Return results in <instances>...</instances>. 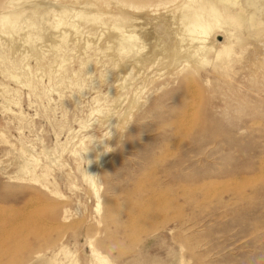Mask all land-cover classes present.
I'll return each instance as SVG.
<instances>
[{"label": "rangeland", "instance_id": "1", "mask_svg": "<svg viewBox=\"0 0 264 264\" xmlns=\"http://www.w3.org/2000/svg\"><path fill=\"white\" fill-rule=\"evenodd\" d=\"M189 2L0 0V264H264V36Z\"/></svg>", "mask_w": 264, "mask_h": 264}, {"label": "bare ground", "instance_id": "2", "mask_svg": "<svg viewBox=\"0 0 264 264\" xmlns=\"http://www.w3.org/2000/svg\"><path fill=\"white\" fill-rule=\"evenodd\" d=\"M182 1V0H181ZM184 1V0H183ZM8 1H6L7 4ZM11 2V1H10ZM29 2V1H28ZM55 2V1H54ZM61 2V1H60ZM12 3V2H11ZM172 3V2H171ZM82 4V3H81ZM80 4V5H81ZM86 4V3H85ZM93 4V2L91 3ZM107 4V3H106ZM123 4V3H122ZM169 4V3H168ZM29 5V3H28ZM131 5V4H130ZM141 5V4H140ZM27 6V5H26ZM34 6V5H33ZM84 6V5H82ZM95 6V4H94ZM93 6V7H94ZM137 6V5H136ZM164 6V5H163ZM29 7V6H28ZM89 7L87 6V10ZM109 8V7H108ZM181 10L179 8V12L176 14L178 15V22L179 24L185 25L186 31L192 32L190 34L191 40L194 42L195 39L200 40L201 38H208L207 35L210 36V32L212 28H223V40L220 43H217V50H216V57H220L222 54L231 52L233 49V43L227 44V38L225 36L226 32L232 34V29L236 28H244L247 32V35L253 37L255 39H259L262 35L264 36V0H190L189 3L185 5H181ZM21 9V8H19ZM92 9V8H91ZM8 11V10H7ZM67 11V10H66ZM104 11V10H103ZM102 11V12H103ZM2 12V11H1ZM18 12V11H17ZM63 12V11H62ZM79 12V11H78ZM91 12V11H90ZM109 12V11H106ZM171 12V11H169ZM5 13V12H4ZM3 13V14H4ZM65 13V12H64ZM62 13V14H64ZM81 13V12H80ZM84 13V12H83ZM125 13V12H124ZM9 14V13H8ZM90 14V13H89ZM131 14V13H130ZM80 16L81 14L78 13ZM84 15V14H82ZM87 15V14H86ZM93 15V12L92 14ZM96 15V14H95ZM133 15V14H132ZM164 15V13H163ZM166 15V14H165ZM175 15V14H174ZM3 16V15H2ZM1 16V17H2ZM161 16V15H160ZM173 18V15H171ZM145 17V16H144ZM157 17V16H156ZM168 18V16H165ZM175 17V16H174ZM84 18V16H83ZM130 18V17H129ZM141 18V17H140ZM164 18V17H163ZM157 19V18H155ZM175 19V18H173ZM102 20V19H101ZM135 20V19H134ZM147 20V19H146ZM163 20V19H161ZM168 20V19H167ZM91 22V21H90ZM135 22V21H134ZM156 22V21H155ZM165 22V21H164ZM176 22V21H174ZM140 23V22H139ZM142 23V22H141ZM140 23V24H141ZM58 24V23H57ZM62 24V21H61ZM60 24V25H61ZM160 24V23H159ZM164 24V23H163ZM176 25V24H175ZM59 25H57L58 27ZM160 26V25H159ZM172 26V25H171ZM182 26V25H181ZM55 27V26H54ZM179 27V26H178ZM158 28V26H157ZM156 28V29H157ZM72 29H75V27ZM169 29V28H168ZM76 30V29H75ZM163 30V28H162ZM173 30V29H172ZM182 33V32H181ZM180 33V34H181ZM220 33V32H219ZM222 33V32H221ZM186 34V33H185ZM262 34V35H261ZM188 35V34H186ZM132 36V35H131ZM175 36V35H174ZM262 36V37H263ZM129 37V36H128ZM189 38V39H190ZM29 39V38H27ZM77 39V38H76ZM131 39V38H130ZM181 39V38H180ZM212 39V38H211ZM186 40V39H185ZM188 41V40H187ZM191 41V42H192ZM202 41V39H201ZM183 42V40H182ZM196 42V41H195ZM200 42V41H199ZM261 42V41H260ZM263 42V41H262ZM87 43V42H86ZM177 43V42H176ZM181 43V42H180ZM179 44V43H178ZM199 44V43H198ZM202 44V43H200ZM205 44V43H204ZM203 44V45H204ZM181 45V44H180ZM230 45V46H228ZM179 46V45H178ZM200 46V45H198ZM193 47V46H192ZM134 48V47H133ZM186 48V47H185ZM190 48V46H189ZM188 48V49H189ZM229 48L228 50H226ZM199 50L196 53L189 54L191 58L199 59L197 63L202 61H207L204 57L207 52V47L200 46ZM124 50V49H123ZM184 50V49H183ZM187 50V49H186ZM192 49L190 48L189 51ZM194 50V49H193ZM192 50V52H193ZM180 51V50H178ZM187 52L184 50V53ZM264 52V51H263ZM178 53V52H177ZM188 53V52H187ZM180 54V52H179ZM178 54V55H179ZM263 54V53H262ZM188 55V54H187ZM182 58V56H180ZM189 57V58H190ZM176 58V57H175ZM188 58V59H189ZM183 59V58H182ZM187 59V58H186ZM174 60V59H173ZM172 60V61H173ZM176 60H178L176 58ZM192 60V59H189ZM171 61V62H172ZM193 62V61H192ZM194 63V62H193ZM192 63V64H193ZM175 64V63H174ZM170 67V66H169ZM169 69V68H168ZM193 93V92H192ZM196 93V92H195ZM190 97V95H188ZM197 97V95H196ZM198 98V97H197ZM135 103V102H134ZM16 105V104H15ZM192 105V104H191ZM191 107V106H190ZM193 108V107H192ZM192 110V109H191ZM190 111V110H189ZM188 111V112H189ZM191 113V111H190ZM129 116V115H128ZM130 117V116H129ZM190 117V116H189ZM187 120V119H186ZM193 120V119H192ZM120 123V122H119ZM123 124V123H121ZM188 125V124H187ZM3 137V136H2ZM5 139V138H4ZM6 140V139H5ZM81 141V140H80ZM35 158V157H34ZM37 159V158H36ZM34 182V181H33ZM93 184V183H92ZM95 188V187H94ZM96 196V209L99 208L100 196H98L97 191H95ZM63 197V196H62ZM33 203V202H32ZM35 207V206H34ZM101 264H111L105 255H100L96 250H92ZM74 255V254H73ZM73 258V257H72ZM76 258V257H75ZM72 261V259H71ZM76 262V259L74 263ZM70 263V262H69ZM182 263V262H181ZM52 264V263H51ZM77 264V263H76Z\"/></svg>", "mask_w": 264, "mask_h": 264}]
</instances>
